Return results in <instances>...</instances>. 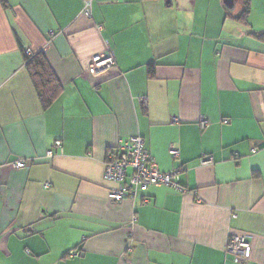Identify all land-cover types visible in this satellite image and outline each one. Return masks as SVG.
<instances>
[{"label": "crops", "instance_id": "crops-1", "mask_svg": "<svg viewBox=\"0 0 264 264\" xmlns=\"http://www.w3.org/2000/svg\"><path fill=\"white\" fill-rule=\"evenodd\" d=\"M243 4L93 0L85 17L82 0H0V264H264V0L241 20ZM22 50L61 85L47 108ZM106 51L114 67L90 75ZM135 135L183 191L108 200L106 152Z\"/></svg>", "mask_w": 264, "mask_h": 264}, {"label": "built area", "instance_id": "built-area-1", "mask_svg": "<svg viewBox=\"0 0 264 264\" xmlns=\"http://www.w3.org/2000/svg\"><path fill=\"white\" fill-rule=\"evenodd\" d=\"M93 0H82L80 13L85 17L91 16ZM114 58L109 51L92 56L88 73L92 76L104 74L114 67ZM144 103L145 97L141 98ZM228 123V119H223ZM199 126L204 129L208 126V121L203 116L199 120ZM55 147L60 148L61 142L55 140ZM255 150L253 149L252 152ZM170 156L178 158L180 151L174 144L168 148ZM51 155V151L47 152ZM201 164H211L210 156L200 159ZM12 168H22L24 161L17 159L9 164ZM180 168L163 172L160 171L145 148L144 139L140 135L131 136L119 141L116 148L106 153L104 158L103 178L112 184L107 190V198L111 202L122 200H133L137 195L151 186H169L179 191L184 189L179 184ZM146 202V198L143 199ZM251 233H235L228 236L225 246V253L231 255L235 261L246 262L250 258ZM78 251L72 255H78Z\"/></svg>", "mask_w": 264, "mask_h": 264}, {"label": "trees", "instance_id": "trees-1", "mask_svg": "<svg viewBox=\"0 0 264 264\" xmlns=\"http://www.w3.org/2000/svg\"><path fill=\"white\" fill-rule=\"evenodd\" d=\"M2 1L4 3V0ZM249 10V0H244V4L238 12L237 18L244 20ZM258 36L264 37V32L259 33ZM22 57L38 100L42 108H47L60 92L61 85L42 51L31 54L22 50ZM153 67L152 64L148 66L149 73H152Z\"/></svg>", "mask_w": 264, "mask_h": 264}, {"label": "water", "instance_id": "water-1", "mask_svg": "<svg viewBox=\"0 0 264 264\" xmlns=\"http://www.w3.org/2000/svg\"><path fill=\"white\" fill-rule=\"evenodd\" d=\"M225 2H226V4H227V6L232 7V5H233V0H225Z\"/></svg>", "mask_w": 264, "mask_h": 264}, {"label": "rangeland", "instance_id": "rangeland-1", "mask_svg": "<svg viewBox=\"0 0 264 264\" xmlns=\"http://www.w3.org/2000/svg\"><path fill=\"white\" fill-rule=\"evenodd\" d=\"M107 153V152H106Z\"/></svg>", "mask_w": 264, "mask_h": 264}]
</instances>
